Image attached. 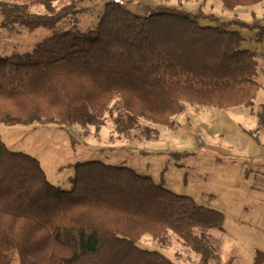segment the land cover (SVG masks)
<instances>
[{"label":"trees","instance_id":"1","mask_svg":"<svg viewBox=\"0 0 264 264\" xmlns=\"http://www.w3.org/2000/svg\"><path fill=\"white\" fill-rule=\"evenodd\" d=\"M79 1L0 0L1 27L54 28L80 12ZM263 1L221 0L229 10ZM35 5L45 12H31ZM157 10L139 17L110 3L96 30L56 33L31 53L0 58V124L100 129L117 99L132 130L140 120L170 126L183 103L248 109L260 85L243 37ZM195 201L101 162L77 164L73 188L64 191L39 160L11 152L0 137V264H10V254L19 264H175L138 247L144 236L166 247L170 231L208 264L207 231L223 230L225 217Z\"/></svg>","mask_w":264,"mask_h":264},{"label":"rangeland","instance_id":"2","mask_svg":"<svg viewBox=\"0 0 264 264\" xmlns=\"http://www.w3.org/2000/svg\"><path fill=\"white\" fill-rule=\"evenodd\" d=\"M26 4L30 0H5ZM79 13L54 28H2L0 58L31 53L56 33L96 30L106 5L115 3L139 17L158 13V7L181 11L199 26L239 33L241 50L258 62L255 81L260 90L253 104L223 110L183 103L170 126L140 120L132 130L115 100L102 127H63L37 123L0 124V137L11 152L36 158L48 180L56 187L73 188L77 164L101 162L125 167L150 177L158 186L225 217L223 230L207 231L211 245L208 264H264V1L255 7L226 9L221 0H80ZM44 13L42 6L29 7ZM235 20L255 28L243 27ZM146 127V128H145ZM149 129V130H148ZM179 153L181 156H174ZM200 233V230H197ZM138 247L163 254L175 264H201V256L171 232L166 247L144 236ZM10 264H19L16 254Z\"/></svg>","mask_w":264,"mask_h":264}]
</instances>
